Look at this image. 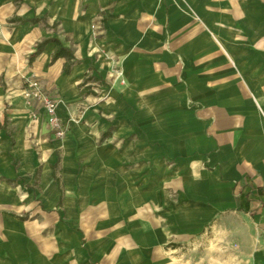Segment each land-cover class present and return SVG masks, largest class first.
I'll return each instance as SVG.
<instances>
[{"label": "crops", "instance_id": "1", "mask_svg": "<svg viewBox=\"0 0 264 264\" xmlns=\"http://www.w3.org/2000/svg\"><path fill=\"white\" fill-rule=\"evenodd\" d=\"M5 117L0 264H264V0H0Z\"/></svg>", "mask_w": 264, "mask_h": 264}, {"label": "built area", "instance_id": "2", "mask_svg": "<svg viewBox=\"0 0 264 264\" xmlns=\"http://www.w3.org/2000/svg\"><path fill=\"white\" fill-rule=\"evenodd\" d=\"M26 83L22 95L26 105L31 108L33 118L37 119L43 114L56 135L63 136L65 130L58 115L59 96L48 92L37 78H29Z\"/></svg>", "mask_w": 264, "mask_h": 264}, {"label": "trees", "instance_id": "3", "mask_svg": "<svg viewBox=\"0 0 264 264\" xmlns=\"http://www.w3.org/2000/svg\"><path fill=\"white\" fill-rule=\"evenodd\" d=\"M10 22H17L19 24H25L27 22H31L33 24H36V23L43 22L45 24V26H47V27L49 26L53 30H56L57 26H58V23H53L51 25L48 24L46 17L45 18H39V17L25 18V17H21V16H14L10 19ZM50 42L56 44V49L53 53L51 62H54L55 60H57L59 58H64L65 62H64L63 71L66 74L70 73L72 67L75 66L74 64H76L78 62V59L75 56V52L72 49V47H68L67 45H65V43L58 36L45 37L40 42H38L37 46H36L37 49L31 55L30 60L33 61L39 54H41L44 51V49L46 48V45ZM0 129H5L6 132L8 133V135H11V130L8 128L7 117H5V120L3 123L0 121ZM110 132L111 131H108L105 134L107 135Z\"/></svg>", "mask_w": 264, "mask_h": 264}, {"label": "rangeland", "instance_id": "4", "mask_svg": "<svg viewBox=\"0 0 264 264\" xmlns=\"http://www.w3.org/2000/svg\"><path fill=\"white\" fill-rule=\"evenodd\" d=\"M26 82H25V86H26ZM23 96V95H22ZM37 104L35 103V106H36ZM38 111V110H37ZM39 112V111H38ZM30 117L32 118V119H34V120H36V118H33V116H32V113H31V111H30ZM38 119V118H37Z\"/></svg>", "mask_w": 264, "mask_h": 264}]
</instances>
